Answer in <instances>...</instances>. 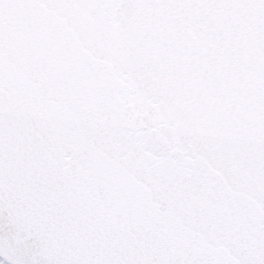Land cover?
Segmentation results:
<instances>
[{
	"label": "snow or ice",
	"instance_id": "snow-or-ice-1",
	"mask_svg": "<svg viewBox=\"0 0 264 264\" xmlns=\"http://www.w3.org/2000/svg\"><path fill=\"white\" fill-rule=\"evenodd\" d=\"M0 264H264V0H0Z\"/></svg>",
	"mask_w": 264,
	"mask_h": 264
}]
</instances>
